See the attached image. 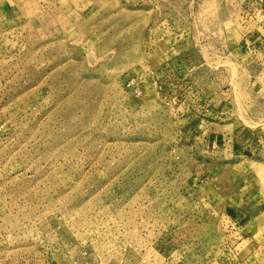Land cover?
I'll use <instances>...</instances> for the list:
<instances>
[{"label": "rangeland", "instance_id": "374dc122", "mask_svg": "<svg viewBox=\"0 0 264 264\" xmlns=\"http://www.w3.org/2000/svg\"><path fill=\"white\" fill-rule=\"evenodd\" d=\"M0 264H264V0H0Z\"/></svg>", "mask_w": 264, "mask_h": 264}, {"label": "crops", "instance_id": "0c3cea01", "mask_svg": "<svg viewBox=\"0 0 264 264\" xmlns=\"http://www.w3.org/2000/svg\"><path fill=\"white\" fill-rule=\"evenodd\" d=\"M243 136H244V138H243ZM220 138H216V141L218 142V143H221L220 142V140H219ZM246 135H244V134H241L240 136H239V138H237V140H236V142L235 143H233L232 145L229 143V140L228 141H226L225 142V140H224V143L225 144H223V147L225 148V151L226 150H228L227 149V146H228V144H230V147L232 146V149L230 148V151L231 152H234V154H236L237 155V162L239 161H241V160H239L240 158L242 159V156L244 155V152L246 151V150H248V148L247 149H245V150H243V148H244V146H243V143L245 142L246 143V146H245V148L247 147V146H249V143H250V141L249 140H247L246 141ZM248 144V145H247ZM243 146V147H242ZM235 149H237V152L235 153Z\"/></svg>", "mask_w": 264, "mask_h": 264}]
</instances>
